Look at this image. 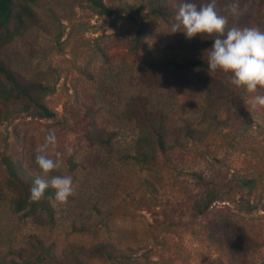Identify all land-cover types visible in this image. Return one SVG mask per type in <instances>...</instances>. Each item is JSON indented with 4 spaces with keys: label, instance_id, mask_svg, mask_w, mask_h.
Returning <instances> with one entry per match:
<instances>
[{
    "label": "rangeland",
    "instance_id": "374dc122",
    "mask_svg": "<svg viewBox=\"0 0 264 264\" xmlns=\"http://www.w3.org/2000/svg\"><path fill=\"white\" fill-rule=\"evenodd\" d=\"M37 0L36 23L1 50L13 71L46 86L43 102L52 117L40 118L0 102V264L28 257L36 239L82 264H261L264 262V108L253 94L233 86L230 76L207 70L188 73L173 90L148 88L138 67L152 57L207 59L210 46H187L182 32L170 33L176 0ZM157 1V0H156ZM229 0H218L222 14ZM245 14L230 26H256L264 0H241ZM144 36L137 54L130 40ZM190 41V40H189ZM205 57V58H204ZM133 94L148 95L167 114L166 153L141 164L130 153L136 128L123 116ZM61 153L52 175H70L75 191L64 203L51 197L54 220L13 208L17 191L8 186L2 157L35 176L36 149L47 130ZM114 132L111 148L85 134ZM216 199L199 213L205 187ZM251 179L245 186L241 179ZM100 242L115 248L113 259L87 256Z\"/></svg>",
    "mask_w": 264,
    "mask_h": 264
},
{
    "label": "trees",
    "instance_id": "16d2710c",
    "mask_svg": "<svg viewBox=\"0 0 264 264\" xmlns=\"http://www.w3.org/2000/svg\"><path fill=\"white\" fill-rule=\"evenodd\" d=\"M94 6L99 7L101 12L111 13L102 0H90ZM157 2L154 9L158 14H164L163 8ZM37 0H0V102L9 106L18 104L19 110L38 116L40 118L52 117L53 111L43 102V93L46 86L37 81L26 79L15 73L8 64V59L2 53V48L14 38L22 35L31 25L36 23V13L33 4ZM229 18V26H230ZM264 29V19L259 23ZM144 36L143 28H139L130 40V50L137 54ZM213 36L203 37L197 35L192 38L183 37L180 42L187 46H210ZM190 40V41H189ZM207 70V59L190 56L178 57H152L144 60L138 67V81L148 88H161L173 90L188 82V73ZM123 116L131 121L136 134L131 145V152L124 156L131 158L137 163L152 164L159 154H164L169 146L167 138V114L165 110L152 103L150 97L144 94H133L129 98ZM114 132H107L105 136L96 132L88 131L85 134L90 143L111 148V140ZM6 170V181L8 186L17 191V197L13 200V208L24 211L26 216H44L47 222L54 220V208L51 197L55 190L51 187L46 190L44 197L39 201L30 200V188L33 180L37 177L17 164L7 156L2 157ZM198 182L205 187L199 213L208 210L218 195V190L212 187V182L206 181L200 174H196ZM245 186L252 184L251 179H241ZM109 242H100L86 249L80 247V252L85 256H99L113 259L115 248ZM21 260L15 264H82V259L72 257L62 259L57 255L53 247L46 245L41 239L33 243L32 251L28 257H22V252H16ZM261 264H264L261 263Z\"/></svg>",
    "mask_w": 264,
    "mask_h": 264
},
{
    "label": "clouds",
    "instance_id": "9594fccd",
    "mask_svg": "<svg viewBox=\"0 0 264 264\" xmlns=\"http://www.w3.org/2000/svg\"><path fill=\"white\" fill-rule=\"evenodd\" d=\"M224 13L218 9V0H176L174 23L170 33L182 32L186 38L213 36L206 49L207 71L223 72L237 88L253 94L254 105L264 108V29L256 26H229V18L239 20L246 12L241 0H229ZM205 58V57H204ZM54 130H47L44 142L36 149L35 162L40 170L30 188V200L39 201L50 187L61 203L74 194L75 185L70 175H52L61 167V153L55 158L48 150L55 146Z\"/></svg>",
    "mask_w": 264,
    "mask_h": 264
}]
</instances>
